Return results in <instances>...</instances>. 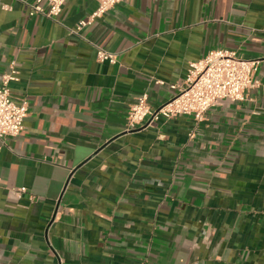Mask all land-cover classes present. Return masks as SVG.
Wrapping results in <instances>:
<instances>
[{"label":"crops","instance_id":"obj_1","mask_svg":"<svg viewBox=\"0 0 264 264\" xmlns=\"http://www.w3.org/2000/svg\"><path fill=\"white\" fill-rule=\"evenodd\" d=\"M36 2L0 0V83L29 104L0 140V264H264V0H123L81 30L100 0ZM216 49L260 60L244 100L128 129Z\"/></svg>","mask_w":264,"mask_h":264},{"label":"built area","instance_id":"obj_2","mask_svg":"<svg viewBox=\"0 0 264 264\" xmlns=\"http://www.w3.org/2000/svg\"><path fill=\"white\" fill-rule=\"evenodd\" d=\"M37 0L32 5L31 15L37 13L57 19L67 0H48V10ZM123 0H100L97 9L87 18L77 24V30L91 25L103 17ZM99 62H117V53L103 47L96 48ZM260 60L249 59L237 51L216 49L210 51L204 58L191 62L185 81L180 86H174L176 93L164 104L153 108L144 93L131 106L128 113V129H136L148 119H171L179 115H193L201 120L206 112L221 100H244L247 93L259 84L256 78ZM16 71L3 77L0 83V140L9 136H18L24 130V120L28 115L29 104L26 99L16 100L11 92L10 83L16 80ZM26 191L21 187L15 190L17 195Z\"/></svg>","mask_w":264,"mask_h":264}]
</instances>
